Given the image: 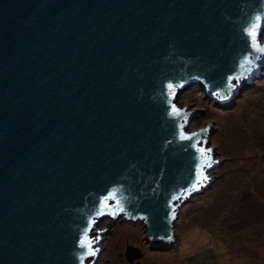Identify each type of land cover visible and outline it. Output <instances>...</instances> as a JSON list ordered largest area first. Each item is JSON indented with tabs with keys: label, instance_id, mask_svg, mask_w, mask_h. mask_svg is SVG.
<instances>
[{
	"label": "water",
	"instance_id": "95a60500",
	"mask_svg": "<svg viewBox=\"0 0 264 264\" xmlns=\"http://www.w3.org/2000/svg\"><path fill=\"white\" fill-rule=\"evenodd\" d=\"M263 31L264 0H0V264H95L118 216L174 245L220 166L176 93L232 103Z\"/></svg>",
	"mask_w": 264,
	"mask_h": 264
},
{
	"label": "rangeland",
	"instance_id": "374dc122",
	"mask_svg": "<svg viewBox=\"0 0 264 264\" xmlns=\"http://www.w3.org/2000/svg\"><path fill=\"white\" fill-rule=\"evenodd\" d=\"M236 90L239 97L226 106L209 102L199 85L176 93L180 107L201 112L189 133L211 126L206 148H214L220 166L211 164L214 184L186 200L175 244L152 246L145 223L118 216L100 236L98 248L106 247L95 264H264V67ZM128 248L138 251L132 262Z\"/></svg>",
	"mask_w": 264,
	"mask_h": 264
},
{
	"label": "snow or ice",
	"instance_id": "6c2138e0",
	"mask_svg": "<svg viewBox=\"0 0 264 264\" xmlns=\"http://www.w3.org/2000/svg\"><path fill=\"white\" fill-rule=\"evenodd\" d=\"M249 34L252 35L253 38H255V36H256L257 33H256V31H255L254 29H250V30H249ZM257 50H258V51H261V52H264V48H259V47H257ZM248 63H250V61H248ZM169 87L171 88V85H169ZM173 111H174L177 115H179V110L175 109V107L173 108ZM183 138H185V139H189L190 137H183ZM200 151H201L202 153L204 152L203 149H201ZM208 151L210 152L211 149H209ZM207 159H210V157H207ZM208 167H211V164H208ZM205 179H206V177H205ZM121 211H123L122 208H121ZM101 214H102V213H101ZM93 222H94V221H93ZM89 254L94 255L95 252H91V253H89Z\"/></svg>",
	"mask_w": 264,
	"mask_h": 264
},
{
	"label": "bare ground",
	"instance_id": "6f19581e",
	"mask_svg": "<svg viewBox=\"0 0 264 264\" xmlns=\"http://www.w3.org/2000/svg\"><path fill=\"white\" fill-rule=\"evenodd\" d=\"M264 32V31H263ZM186 89V88H185Z\"/></svg>",
	"mask_w": 264,
	"mask_h": 264
}]
</instances>
